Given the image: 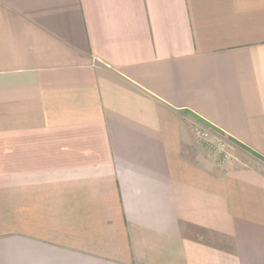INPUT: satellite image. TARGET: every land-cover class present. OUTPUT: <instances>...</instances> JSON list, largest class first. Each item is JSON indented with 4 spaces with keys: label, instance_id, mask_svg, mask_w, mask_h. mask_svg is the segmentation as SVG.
<instances>
[{
    "label": "crops",
    "instance_id": "crops-1",
    "mask_svg": "<svg viewBox=\"0 0 264 264\" xmlns=\"http://www.w3.org/2000/svg\"><path fill=\"white\" fill-rule=\"evenodd\" d=\"M255 154L264 0H0V264H264Z\"/></svg>",
    "mask_w": 264,
    "mask_h": 264
},
{
    "label": "built area",
    "instance_id": "built-area-1",
    "mask_svg": "<svg viewBox=\"0 0 264 264\" xmlns=\"http://www.w3.org/2000/svg\"><path fill=\"white\" fill-rule=\"evenodd\" d=\"M191 129L197 141L203 143L208 148L214 151V153L216 154V158L218 157L219 164H222L225 161L229 160V153L225 149V143L219 136L215 135L208 128L198 123H192Z\"/></svg>",
    "mask_w": 264,
    "mask_h": 264
},
{
    "label": "rangeland",
    "instance_id": "rangeland-1",
    "mask_svg": "<svg viewBox=\"0 0 264 264\" xmlns=\"http://www.w3.org/2000/svg\"><path fill=\"white\" fill-rule=\"evenodd\" d=\"M225 149H226V151L229 153V160L232 158V155H231V153H230V151H229V149L227 148V146L225 145ZM216 155V154H215ZM216 161H217V163L219 162V160H218V157L216 158ZM228 161V160H227ZM226 162V161H225ZM219 164V163H218Z\"/></svg>",
    "mask_w": 264,
    "mask_h": 264
},
{
    "label": "trees",
    "instance_id": "trees-1",
    "mask_svg": "<svg viewBox=\"0 0 264 264\" xmlns=\"http://www.w3.org/2000/svg\"><path fill=\"white\" fill-rule=\"evenodd\" d=\"M197 120H199L200 122L206 124L204 121H202V120H200V119H197ZM206 125H207V124H206ZM255 155H256V154H255ZM256 156L259 157L260 159H262V160L264 161V158L260 157L259 155H256Z\"/></svg>",
    "mask_w": 264,
    "mask_h": 264
}]
</instances>
